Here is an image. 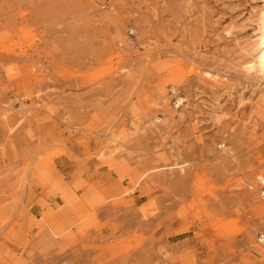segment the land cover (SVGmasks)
Masks as SVG:
<instances>
[{"label":"rangeland","instance_id":"rangeland-1","mask_svg":"<svg viewBox=\"0 0 264 264\" xmlns=\"http://www.w3.org/2000/svg\"><path fill=\"white\" fill-rule=\"evenodd\" d=\"M263 6L0 0V264H264Z\"/></svg>","mask_w":264,"mask_h":264},{"label":"bare ground","instance_id":"bare-ground-1","mask_svg":"<svg viewBox=\"0 0 264 264\" xmlns=\"http://www.w3.org/2000/svg\"><path fill=\"white\" fill-rule=\"evenodd\" d=\"M252 47H254L253 50H257H255V52L257 53L254 57H252V59L245 62L244 70H247L249 72H257L262 77H264V6L261 8L259 13L257 34Z\"/></svg>","mask_w":264,"mask_h":264},{"label":"crops","instance_id":"crops-1","mask_svg":"<svg viewBox=\"0 0 264 264\" xmlns=\"http://www.w3.org/2000/svg\"><path fill=\"white\" fill-rule=\"evenodd\" d=\"M64 160L66 159H63V158H58L56 159V164L58 165V169L61 171V172H64V166L62 165V162H64ZM67 161V160H66ZM69 166V164H68ZM41 200H43L44 202L46 203H49L50 205L53 203V201L51 200V198H46L44 194H40L39 193H35V194H32V195H29L27 198H26V203H27V207H29V213L34 215V216H38L40 214V212L43 210V207H40V203H41ZM2 239L0 238V244H4V245H11V243H8V241H4V243H2Z\"/></svg>","mask_w":264,"mask_h":264},{"label":"built area","instance_id":"built-area-1","mask_svg":"<svg viewBox=\"0 0 264 264\" xmlns=\"http://www.w3.org/2000/svg\"><path fill=\"white\" fill-rule=\"evenodd\" d=\"M249 188L256 190L257 195L260 199L264 200V176L255 175L254 179L248 183ZM257 243L264 246V228L257 233Z\"/></svg>","mask_w":264,"mask_h":264}]
</instances>
